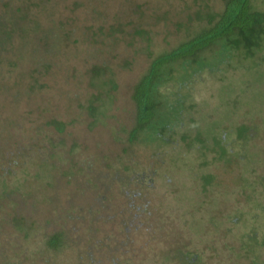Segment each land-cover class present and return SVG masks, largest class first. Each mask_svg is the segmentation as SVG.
<instances>
[{"label":"rangeland","instance_id":"rangeland-1","mask_svg":"<svg viewBox=\"0 0 264 264\" xmlns=\"http://www.w3.org/2000/svg\"><path fill=\"white\" fill-rule=\"evenodd\" d=\"M1 1L0 14L14 11L23 2H36L15 0L13 5H6ZM86 1L49 0L44 11L41 6L30 8L43 28L53 25L61 34L68 35L54 43L55 57L43 48L34 57L35 39L26 43L23 50L17 44L10 46L1 56L0 81L6 85L0 94L18 76L23 75L27 81L14 85L8 92L11 97L18 95L19 104L8 109L9 116L5 112L0 114V123L11 132L4 141L37 142L42 135L37 137L35 126L45 120L40 114L59 115L62 120L72 122L66 149L75 139L80 143L81 149L75 152L79 165L97 154L104 163L112 155L127 160L138 172L154 171V178L151 182L136 180L132 191L126 193L131 185L118 182V176L108 168H98L100 176L83 171L76 184L59 180L61 174L56 170V177L51 175L47 179L52 186L42 188L39 185L42 179L35 175L39 171L40 176L44 173L36 158H26L25 172L13 166L11 170L15 172L5 174L0 167V191L7 184L16 190L17 196L9 201L19 200L11 204L0 198V264H188L182 258L186 257V251L198 258L193 264H264V66L195 73L188 79L186 91L192 108L184 112L176 142L162 145L136 140L129 157L121 156L123 147L129 145L122 126L130 129L135 124L133 85L154 56L196 31L194 23L187 29L188 25L179 28L177 22L180 19L186 24L187 7L194 10L203 0H134L142 5L138 12L151 16L146 26L150 31L140 37L131 32L132 23L126 26L124 34L104 35L117 30L119 23L128 22L129 16L139 17L127 13L130 0H90L95 11L80 6ZM168 10L179 18L165 19L164 12ZM94 64H107L116 71L118 87L112 91L113 102H105V118L101 116L89 128L93 121L88 113L89 99L97 84L90 74ZM49 65L50 70L45 73L44 67ZM34 67L44 74L45 86L27 96ZM16 89L20 93L16 94ZM162 90L172 92L171 87L164 86ZM242 123L251 128L249 151L233 143L231 155L237 157V162L232 164L233 172L229 175L225 163L218 159L212 162V153L204 156L202 150L187 147L189 139H182L184 131L194 134L196 129H201L204 135L210 131L222 134L221 131L229 129L233 138L235 127ZM44 136L54 142H45ZM60 138L61 135L45 128L39 149L44 143L45 155L60 150ZM54 160L63 164L58 153ZM208 173L214 175V180L205 184L203 175ZM33 180L35 183H31ZM81 184L88 185L84 197L79 193ZM38 185L40 188L34 189ZM76 193L78 199L71 208L66 204L65 208L60 207ZM96 195L110 198L109 209L96 211L88 205ZM59 210L64 212L62 218ZM67 212L73 219L82 216L76 223L75 237L79 234L83 238L73 237L76 242L64 255L53 256L46 250L44 233L60 229L63 222L71 220H66ZM16 215L25 219L29 232L14 229L12 218Z\"/></svg>","mask_w":264,"mask_h":264},{"label":"trees","instance_id":"trees-1","mask_svg":"<svg viewBox=\"0 0 264 264\" xmlns=\"http://www.w3.org/2000/svg\"><path fill=\"white\" fill-rule=\"evenodd\" d=\"M8 1L9 3L3 2V0L1 2L6 5L10 3L13 5L15 3V0ZM48 1L36 0L34 3L31 2V4L23 2L22 5H16L14 11H6L0 14V64L3 63L1 56L6 52L8 47L17 44L21 47L20 50H23L24 46L27 45L26 43L31 42L32 39H35L34 43L37 44L32 49L34 57L38 56L37 53L39 50H42L41 48L44 49L45 53L54 54L53 57H55L57 46L54 43L56 41L59 43L60 38L68 35L65 33L61 34L53 25L43 28L30 12V8L33 6H41L44 11V5ZM92 2L87 0L86 2H81L80 6L88 7L92 11H95ZM204 2L203 0L199 7L194 10H192V7H187L186 16L188 17H186V24L181 22L180 19L177 22L179 28L188 25L187 29L190 28L189 25L191 23H194L197 25L196 31L171 49L164 50L154 56L146 72L133 85L131 98L136 108L135 124L130 129L122 126L121 130L128 135L127 140L129 145L123 147L121 156L124 154L127 156L129 153H132L131 145L136 140L148 143L158 142L162 145H170L176 142L175 135L178 133L177 130L181 131L179 127L183 124L184 112L192 108V104H188L189 99H187L188 94H186V91L189 88L188 79H192L195 73L200 74L206 69L213 72L215 70L223 71V69L229 71L230 69L237 70L240 67H248L250 69L264 66V0H212V3ZM129 3L130 8L127 13L129 15L135 14L139 17L135 18L131 15L128 22L117 25V30H112L109 34H104L102 30V34L111 37L119 32L124 34L126 26L130 27L131 23V32L134 33V37H140L143 33L150 31L146 29V26L149 25L151 16L138 12L142 10L141 3H135L134 0H130ZM164 17L165 19L169 18V20L179 18L169 10L164 12ZM150 44L148 42V46ZM149 53L153 54L151 51ZM11 64L13 65L10 62L9 65ZM94 65L90 70V74L92 73V78L97 84L95 85V93L89 99L88 113L93 118V121L89 124V128H92L95 122L101 119V116L105 118L107 111L105 102L109 101L110 104L113 102L112 91H115L118 87L116 71L112 70L107 64ZM44 68L46 73L50 70V65ZM37 76L40 80L38 78L35 79ZM43 78L44 74L39 73L38 68L34 67L30 75L28 92L25 95L29 96L37 89L45 86L42 81ZM33 79H35L34 84L32 83ZM14 81L13 84L7 85L9 91L3 90L0 94V114L4 112L7 114L8 109L12 110V108L18 107V95H13V98L8 92H11L14 85H22L23 82L27 83V81L23 75L16 77V79L14 78ZM168 84L171 85L167 86ZM4 85H6L5 82L0 81V90L4 89ZM36 85H39V87ZM164 86L171 87L172 92L167 93V91L162 90ZM18 93L20 91L16 89V94ZM23 97L21 96V98ZM7 115L9 116L10 114L8 113ZM43 117L45 120L42 125L35 126L37 137L42 135L43 138L45 128L49 129L55 134L61 135L59 145L62 148L51 153L47 152V155H45L46 151H42L46 148L44 143L41 145V149H39V143L42 140V138L40 140V137L37 139V142H31L30 144H28L29 142H20L18 144L7 143L4 141V137L10 136V129L0 123V167L5 174L12 173L13 170L11 169L13 166H18L20 172H25L26 167L24 164L27 161L26 158L28 160L36 158L39 162L37 165L42 168L44 175L49 174V177H45L44 175L40 176V171V173H36L35 176L38 179L41 178L43 181L41 184L37 183L42 188L52 186L51 182L47 181V179H50L51 175L56 177L54 174L56 170L61 174L59 180L64 179L68 183L73 182L76 184L77 177L81 176L83 171L86 174H94L95 176L98 174L97 176H100V171L97 169L100 167L108 168L113 174L118 176V182L124 185H131L127 187L126 193L132 191L136 180L138 183L146 179H149L151 182L154 178V175H152L154 171L150 170L149 173L138 172L133 164L127 162V160L117 159V157L112 155L111 158L115 161L111 158H106L104 164L100 162L99 155L97 154L94 158L86 159L85 164L82 162L79 165L80 163L75 152L81 149L80 143L75 139L71 147L66 149L67 136L70 135L69 126H71L72 122L62 120L61 116L54 114L46 116L43 113L40 114V118ZM192 121L194 120L191 119ZM33 123L36 124V122ZM234 130L236 135L234 134L233 138L230 137L229 133H232V131H229V129L221 131L222 134L219 131L207 130L210 132H207L205 135L201 129H196L194 134L192 131H184L185 134L182 135V139H189L186 142L187 147H196L197 150H202L204 156L212 153V162L218 159L225 163L224 165L228 166L226 174L229 175L233 172L231 169L232 164H236L237 162V157L233 154L231 155L233 143L239 144L246 151L251 139V128L249 125L242 123L236 126ZM44 140L49 143L54 142L53 139L47 136H44ZM119 141L122 142L121 139H117V142ZM247 151L249 150L247 149ZM57 153L64 165L54 160ZM118 164L120 168L117 167ZM4 168H7V170ZM88 176L90 177V175ZM203 177L205 184L212 183V180H214L212 173L204 174ZM88 179L87 177L86 180ZM31 183H35L34 180ZM39 185L35 186L34 189L38 190L40 188ZM2 187L0 198H4L11 204L19 201H9V199L17 197L15 189L7 187V184H3ZM80 187L79 193L84 197L88 185L86 184L83 187L81 184ZM77 199V193L71 194V197L60 207L65 208L66 204V207L69 206L71 208ZM109 199L106 195H96V198L92 202H89L88 205L93 209L95 208L96 211L103 208L109 209L111 206ZM60 207L59 209H61ZM63 213V210H59L61 218ZM69 218L71 220L63 222L60 225V229L44 233L46 250L53 256L64 255L65 250L70 248L72 243L83 238L78 236L79 234L75 237L78 232L77 225L81 221L80 218L82 216L73 219L72 214L68 213L66 220ZM53 220H56L57 224L58 220L56 218ZM12 222L15 230L23 229L25 233L29 232L28 224L19 215L13 216ZM76 223L78 224L76 225ZM90 252L88 250V255L92 257ZM182 258L186 259L188 264H193L194 260L198 259L195 254L191 255L188 251H186V257L184 255Z\"/></svg>","mask_w":264,"mask_h":264}]
</instances>
